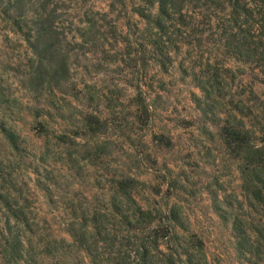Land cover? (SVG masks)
Listing matches in <instances>:
<instances>
[{
    "label": "rangeland",
    "instance_id": "374dc122",
    "mask_svg": "<svg viewBox=\"0 0 264 264\" xmlns=\"http://www.w3.org/2000/svg\"><path fill=\"white\" fill-rule=\"evenodd\" d=\"M65 4L73 28L85 32L80 35L74 31L80 44L76 45L78 56H72L82 90L79 96L50 89L36 91L28 79L31 50L0 18V128L6 123L20 134L26 155L20 162L21 156L9 151L0 132V186L2 162L11 174L9 185L22 190L19 204L28 203L38 213L51 249L60 243V235H66L64 228L73 212L81 215L104 208L114 195L112 180L126 176L135 179L134 194L141 205L174 211L181 224L178 232L188 239L196 236L203 240L209 264L264 260V253L243 255L239 250L243 243L230 219L251 211L242 189L244 160L225 147L218 125L230 114L231 100L239 106H252L254 115L264 116L259 107L264 103V70L228 59L210 45L204 50L184 49L173 57L172 65L167 64L168 73L158 66L145 69L140 62L132 61L133 54H127L131 45L123 41L135 38V27L129 29V22L140 23L132 13L131 0H70ZM115 55L121 61L108 63ZM101 66L107 69L99 71ZM228 67L232 71H227ZM195 73L206 79L213 77L215 92L222 97L200 108L194 97H203V93L197 87ZM137 82L147 86L146 103L151 114L144 121L140 107L135 105L138 91L131 85ZM251 89L258 98L246 101L253 97ZM50 102L64 104L69 118L46 115ZM37 110L41 115L36 118ZM82 114L99 115L104 130L73 135L82 125ZM254 115L249 123L255 124ZM37 120L45 125L46 135L36 132ZM62 134L80 144V154L77 148L58 144L56 136ZM103 145H107L105 154L95 156ZM37 163L41 164L40 174L46 176L44 183L52 202L35 188L33 169ZM216 202L222 210H217ZM259 210L251 211V215L264 233V206ZM103 220L114 232L124 228L111 216ZM251 234L256 246L264 245L263 239ZM44 258V264H61L52 254Z\"/></svg>",
    "mask_w": 264,
    "mask_h": 264
},
{
    "label": "trees",
    "instance_id": "16d2710c",
    "mask_svg": "<svg viewBox=\"0 0 264 264\" xmlns=\"http://www.w3.org/2000/svg\"><path fill=\"white\" fill-rule=\"evenodd\" d=\"M67 1L70 0H0V18L31 50L27 61L28 79L36 91L44 93L43 90L50 89L54 93L57 90L79 96L82 90L72 56L74 53L78 56L76 45L80 44L74 31L80 35H85V32H81L80 27L73 28L74 21L68 20ZM131 1L132 13L140 23L129 22V29L135 27V38L126 37L123 41L131 45L127 54H133L132 61L140 62L143 68L158 66L168 73L167 64L174 63L175 55L186 48L204 50V46L210 45L212 50L221 51L219 54L228 59L264 70V0ZM119 61L121 58L115 55L108 63ZM207 64L211 66L210 62ZM99 69L104 71L107 68L101 66ZM184 71L188 73L187 69ZM227 71H232V68L228 67ZM212 78L194 74L197 87L203 93V97H194L200 108L205 102H214L216 97H222L216 94ZM131 85L138 91L135 105L141 109L142 121L150 119L151 110L145 95L147 86L139 82ZM250 93L253 97H247L246 101L258 98L253 89ZM233 103L231 100L227 118L220 119L219 132L225 147L244 160L242 189L246 206L258 213L259 207L264 206V116L254 115L252 106ZM48 107L52 110L48 108L44 113L49 117L69 118L64 104L50 102ZM259 107L264 110V103ZM37 111L36 118L41 115ZM253 115L255 124L249 123ZM80 122L82 125L73 132L75 136L96 134L105 128L96 114H82ZM0 132L9 151L19 154L20 162L26 158L20 134L6 123L1 124ZM36 132L46 135V127L40 120L36 121ZM56 138L58 144L77 148L76 153H81L80 144L66 134ZM106 148L107 145L98 147L94 155H104ZM86 152L89 155L92 151ZM82 159L88 158L82 156ZM76 161L79 163L81 160L78 158ZM40 167L41 164L37 163L33 169L35 188L52 202L44 183L46 176L40 174ZM8 176L11 174L1 162V264H44V257L51 254L61 264H209L203 240L196 236L188 239L180 234L178 225L181 224L174 211L141 205L134 194L135 179L126 176L112 180L114 195L104 208L98 207L81 215L73 212L64 228L66 235H60V243L51 249L38 213L28 203L19 204L18 193L22 190H18L16 185L10 186ZM216 207L222 210L218 202ZM251 211L234 215L230 222L243 243L240 252L243 255H263L264 245L260 243L258 247L252 241L251 233L263 240L264 233L254 223ZM105 216L118 219L124 228L114 232L103 220ZM223 217L229 219L227 215ZM183 231H188V228H183ZM263 261V258H258L254 264Z\"/></svg>",
    "mask_w": 264,
    "mask_h": 264
}]
</instances>
